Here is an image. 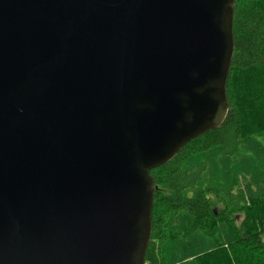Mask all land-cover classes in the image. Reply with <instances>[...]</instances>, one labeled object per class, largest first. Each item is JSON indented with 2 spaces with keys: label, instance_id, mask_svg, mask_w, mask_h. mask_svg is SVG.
<instances>
[{
  "label": "water",
  "instance_id": "obj_1",
  "mask_svg": "<svg viewBox=\"0 0 264 264\" xmlns=\"http://www.w3.org/2000/svg\"><path fill=\"white\" fill-rule=\"evenodd\" d=\"M236 0H0V264H146L153 170L224 123Z\"/></svg>",
  "mask_w": 264,
  "mask_h": 264
},
{
  "label": "trees",
  "instance_id": "obj_2",
  "mask_svg": "<svg viewBox=\"0 0 264 264\" xmlns=\"http://www.w3.org/2000/svg\"><path fill=\"white\" fill-rule=\"evenodd\" d=\"M222 126L152 171L146 264H199L238 243L264 254V0H236Z\"/></svg>",
  "mask_w": 264,
  "mask_h": 264
},
{
  "label": "rangeland",
  "instance_id": "obj_3",
  "mask_svg": "<svg viewBox=\"0 0 264 264\" xmlns=\"http://www.w3.org/2000/svg\"><path fill=\"white\" fill-rule=\"evenodd\" d=\"M241 252L233 248H226L222 252H212L207 256L198 259L199 264H264V254L247 248L244 244L238 243Z\"/></svg>",
  "mask_w": 264,
  "mask_h": 264
}]
</instances>
